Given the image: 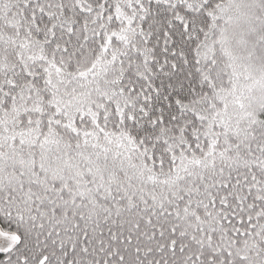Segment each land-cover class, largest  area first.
I'll return each instance as SVG.
<instances>
[{"label": "snow or ice", "instance_id": "obj_1", "mask_svg": "<svg viewBox=\"0 0 264 264\" xmlns=\"http://www.w3.org/2000/svg\"><path fill=\"white\" fill-rule=\"evenodd\" d=\"M0 264H264V0H0Z\"/></svg>", "mask_w": 264, "mask_h": 264}]
</instances>
